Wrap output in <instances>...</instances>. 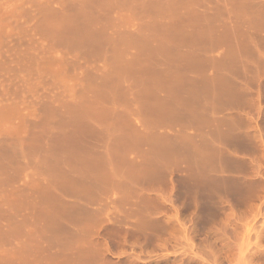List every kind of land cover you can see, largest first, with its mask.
I'll use <instances>...</instances> for the list:
<instances>
[{"label": "rangeland", "instance_id": "374dc122", "mask_svg": "<svg viewBox=\"0 0 264 264\" xmlns=\"http://www.w3.org/2000/svg\"><path fill=\"white\" fill-rule=\"evenodd\" d=\"M0 264H264V0H0Z\"/></svg>", "mask_w": 264, "mask_h": 264}]
</instances>
